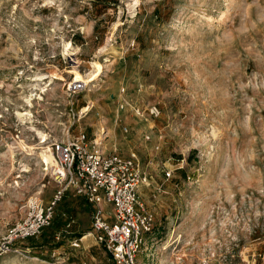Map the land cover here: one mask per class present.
<instances>
[{
	"label": "rangeland",
	"instance_id": "rangeland-1",
	"mask_svg": "<svg viewBox=\"0 0 264 264\" xmlns=\"http://www.w3.org/2000/svg\"><path fill=\"white\" fill-rule=\"evenodd\" d=\"M72 69L98 74L73 98ZM80 130L151 176L140 264H264V0H0V247L61 188L42 152ZM80 197L0 264H116Z\"/></svg>",
	"mask_w": 264,
	"mask_h": 264
},
{
	"label": "built area",
	"instance_id": "built-area-1",
	"mask_svg": "<svg viewBox=\"0 0 264 264\" xmlns=\"http://www.w3.org/2000/svg\"><path fill=\"white\" fill-rule=\"evenodd\" d=\"M85 89L86 84L80 80L68 87L72 98ZM120 107H125L124 102ZM147 109L154 117L160 115L157 105ZM69 112L73 119L79 117L72 101ZM135 113L140 115L142 111L136 108ZM123 130L128 132V127ZM84 131L74 135L68 132L64 138L51 142L49 148L55 160L53 172L61 188L48 202L29 201L26 215L8 228L0 255L14 242L36 237L51 227L58 204L72 187L76 195L93 206L92 230L87 235L94 236L116 264H140L139 253L156 225L153 214L141 200V191L149 185L151 176L143 169L136 152L125 155L117 148L110 152L98 149ZM166 175L170 177L171 172ZM102 204L112 206V217L104 215ZM72 222L74 220L68 226ZM84 236L75 239L72 245L79 247Z\"/></svg>",
	"mask_w": 264,
	"mask_h": 264
},
{
	"label": "bare ground",
	"instance_id": "bare-ground-1",
	"mask_svg": "<svg viewBox=\"0 0 264 264\" xmlns=\"http://www.w3.org/2000/svg\"><path fill=\"white\" fill-rule=\"evenodd\" d=\"M97 67H98V70H97L98 74L102 73V71H103V65L102 64H98ZM71 72H72V74H75L76 75V80L84 81L87 84H90L91 82H93L95 80V78L97 77V75H98V74H96V75L91 76L90 78H85L76 69H74V70L72 69ZM140 116H142V114H140ZM118 117H119V115L116 118V122H117ZM102 134L105 137L107 136V132H106V130L104 128L102 129ZM103 139H104V137H99L96 140L97 144H101L102 145L103 144ZM100 149H102V148H100ZM42 157H43V162L46 163L47 165H51V164L54 165L55 164L54 156H53L52 152L50 151V148L48 149V151H46V152L43 151L42 152ZM105 205L106 204H102V206H105Z\"/></svg>",
	"mask_w": 264,
	"mask_h": 264
},
{
	"label": "crops",
	"instance_id": "crops-1",
	"mask_svg": "<svg viewBox=\"0 0 264 264\" xmlns=\"http://www.w3.org/2000/svg\"><path fill=\"white\" fill-rule=\"evenodd\" d=\"M78 200L80 201V202H82L83 200H85V198L84 197H80V198H78ZM86 201V200H85Z\"/></svg>",
	"mask_w": 264,
	"mask_h": 264
}]
</instances>
